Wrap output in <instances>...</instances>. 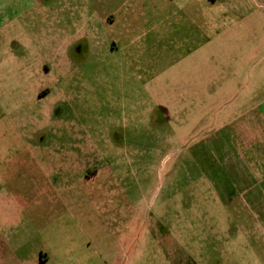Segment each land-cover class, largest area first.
I'll list each match as a JSON object with an SVG mask.
<instances>
[{
    "label": "rangeland",
    "instance_id": "1",
    "mask_svg": "<svg viewBox=\"0 0 264 264\" xmlns=\"http://www.w3.org/2000/svg\"><path fill=\"white\" fill-rule=\"evenodd\" d=\"M18 2L0 10V264H264V197L224 127L264 0Z\"/></svg>",
    "mask_w": 264,
    "mask_h": 264
},
{
    "label": "crops",
    "instance_id": "2",
    "mask_svg": "<svg viewBox=\"0 0 264 264\" xmlns=\"http://www.w3.org/2000/svg\"><path fill=\"white\" fill-rule=\"evenodd\" d=\"M20 0H0V10L8 9L10 5L19 4ZM256 1V0H255ZM260 1V3H258ZM258 8L262 10V0H257ZM250 9H248L249 11ZM252 11V10H251ZM252 50H263L262 59L254 69L253 76H245V84L241 91L227 92L226 97V127L233 126L237 130V140L240 149L230 153L232 159L228 169H232L240 178H251L249 182L242 181L244 190L259 188L264 197V44L255 42L247 47ZM251 66L250 68H252ZM252 75V74H251ZM230 106V107H229ZM230 138V137H228ZM231 140V142H230ZM229 143L233 145L234 135L231 132ZM257 146V147H256ZM235 162V163H234ZM258 192V191H257ZM262 207L264 201L262 199Z\"/></svg>",
    "mask_w": 264,
    "mask_h": 264
},
{
    "label": "flooded vegetation",
    "instance_id": "3",
    "mask_svg": "<svg viewBox=\"0 0 264 264\" xmlns=\"http://www.w3.org/2000/svg\"><path fill=\"white\" fill-rule=\"evenodd\" d=\"M43 93H44V92H43ZM43 93H40V94L42 95ZM40 94H39V95H40ZM41 95H40V96H41Z\"/></svg>",
    "mask_w": 264,
    "mask_h": 264
}]
</instances>
